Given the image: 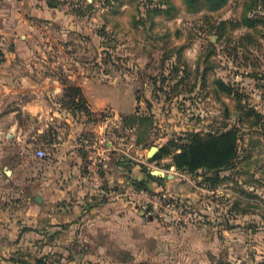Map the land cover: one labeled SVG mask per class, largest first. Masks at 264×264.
Returning <instances> with one entry per match:
<instances>
[{
    "label": "rangeland",
    "instance_id": "rangeland-1",
    "mask_svg": "<svg viewBox=\"0 0 264 264\" xmlns=\"http://www.w3.org/2000/svg\"><path fill=\"white\" fill-rule=\"evenodd\" d=\"M42 1L58 2L55 14L27 12L26 26L0 31L1 193L35 202L47 177L56 182L64 136L57 127L73 123L83 127L76 131L83 144L100 135L108 149L103 158L94 146H81L92 155L79 151L91 172L87 186H93L92 173L109 174L111 180L102 178L106 187L121 193L95 201L120 203L99 211L102 220L91 230L50 238L39 226L35 237L11 239L13 248L0 254V264L263 261L264 81L257 77H264V0H226L218 8L208 0H33V6L42 8ZM235 14L237 22L251 20L257 28L240 27L239 34L248 32L241 36L240 62L233 67L225 60L222 72L239 73V94L222 97L204 72L212 59L217 66L212 41L220 17ZM69 84L82 87L89 115L67 104ZM135 114L143 115L142 124ZM43 121L49 130H42ZM232 128L240 143L234 168L190 172L172 165V155L153 159L171 140L181 144L193 134L208 138ZM139 163L164 171L157 174L161 181L150 182L152 190H144L151 199L134 183L143 175ZM7 240L0 239L1 249Z\"/></svg>",
    "mask_w": 264,
    "mask_h": 264
},
{
    "label": "crops",
    "instance_id": "crops-1",
    "mask_svg": "<svg viewBox=\"0 0 264 264\" xmlns=\"http://www.w3.org/2000/svg\"><path fill=\"white\" fill-rule=\"evenodd\" d=\"M40 3L43 4L42 8L33 6V0H0V31L18 30L24 25L26 26L27 16L25 15L27 12L39 18H48L49 15L55 14V9L49 6L46 1ZM237 20L236 14L223 15L220 17V22L218 23L220 34L213 36L212 41V43L217 46L218 53L215 59L217 66L213 64V59L211 60V57L214 55L212 54L209 56L212 62L211 68L210 65H208L207 71L204 72L207 82H209L211 87L222 97L234 96L228 95L221 90L217 84V80H223L235 86H240V84L237 83L239 80V73L233 71L229 76L222 72H225V69H227V66L225 67V60L229 63L231 62L233 67H236V64L240 62L239 59L242 48H245L241 44V36L248 33L240 32L239 34L240 27L247 29L252 28L247 24L237 22ZM221 26H223L222 28L224 29L221 30ZM255 27L257 28V24L254 28ZM263 39L264 37L259 39V43L262 41L261 45H264ZM2 43L3 40L0 38V44ZM231 69L232 68L229 69V74ZM257 80L264 81V77L259 76ZM3 86L4 85L0 81V90H2ZM98 103L99 105L105 104L100 101ZM93 106V110L99 109L96 105L93 104ZM66 120L69 121V118H66ZM70 124L73 125V123ZM71 125H67L65 129L57 127L59 130V137L62 138L61 134L64 135L58 155L60 171L56 182L49 177L43 181L41 201L36 199L34 202L29 196L14 198L7 194H3L1 190L3 188L2 186L5 184L0 182V239H9V241L2 242L3 248L1 249L0 246V254L10 252L13 248L12 242H10L11 239L14 242L19 238L24 239L37 236L35 229L39 228V226L44 228V232H48L50 238L51 236L59 237L60 235H64V233L65 237H67L69 229H71L72 232L80 229L84 230L86 226L88 227L87 230L94 229L97 222H101L102 220L97 217L98 212L102 211V209L110 208V206H117L120 203L107 202V204L102 206L99 202L95 201L97 195H93V188L87 186L86 175H90L91 172H88L87 168L85 169L83 156L79 151L83 150L86 156L91 157L92 155H88L86 149H89L90 146H94L97 148L98 153L104 152V154L102 153L104 155L103 158H107L108 155L106 153L108 149L102 145L105 140L102 139V136L98 135L91 140L84 139V141L89 144H83V142H81L83 137H78L77 139L76 136V131H81L83 127L75 129ZM48 128L49 121H43L42 130H49ZM94 129L98 130L99 128H97L96 125ZM98 139L99 141H97ZM106 142V144L110 146L109 144L111 143L108 141ZM82 145H84L86 149H82ZM90 163L91 162H87L89 168H92V164ZM101 176L104 180H108V178L111 180L112 178L109 174L106 176L102 173ZM53 191H56V193H53ZM38 195L39 194H36V196ZM112 216L111 214L110 221H112ZM50 248L51 247H49V249Z\"/></svg>",
    "mask_w": 264,
    "mask_h": 264
},
{
    "label": "trees",
    "instance_id": "trees-1",
    "mask_svg": "<svg viewBox=\"0 0 264 264\" xmlns=\"http://www.w3.org/2000/svg\"><path fill=\"white\" fill-rule=\"evenodd\" d=\"M191 5L200 2L201 0H186ZM210 1V2H209ZM226 0H208V2L213 6V8H218L225 3ZM49 6H58V2L49 1L47 2ZM251 20L244 22L249 26H254ZM256 25V24H255ZM221 26V30L224 29ZM224 31V30H223ZM223 33V32H222ZM248 35V34H247ZM250 36V35H249ZM217 84L220 89L223 90L228 95H233L238 97L239 89L230 82H225L223 80H217ZM64 97H67V104L71 107H76L85 114L89 115L91 113L89 106L87 105V100L83 94L82 87L76 84H69L64 89ZM256 113L257 117H261L260 113L256 110H252ZM139 114V113H138ZM133 115V119L140 125L144 119L141 115ZM129 116H126V120ZM260 120H256L254 125L258 126ZM263 126V125H261ZM256 127V128H261ZM172 145L175 149H172ZM164 155H172L173 163L178 169L186 170L190 172H195L198 170L206 171H219L221 169H231L236 166L237 160L240 156V143L239 136L236 133V129L232 128L227 131L211 134L208 138H202L197 134L189 136V140L186 143H177L174 140L170 141L169 145H165L161 150L155 151L153 159H158ZM142 167L143 175L134 178V183L138 189L152 190L150 182L152 180L161 181V177L154 175L146 167L144 163H139ZM38 264H51L42 259L38 260ZM256 264H264L263 261H259Z\"/></svg>",
    "mask_w": 264,
    "mask_h": 264
},
{
    "label": "built area",
    "instance_id": "built-area-1",
    "mask_svg": "<svg viewBox=\"0 0 264 264\" xmlns=\"http://www.w3.org/2000/svg\"><path fill=\"white\" fill-rule=\"evenodd\" d=\"M37 155L40 157H43L45 155V150L40 148L37 150ZM93 175L91 176V178H93L95 176V179L93 178V192L95 195H97L100 199H110V200H114L115 198L119 197L121 195V193L117 192L114 189L108 188L106 187L105 182L102 180V178L96 173H92ZM139 195L144 196V197H148L149 199H151L150 195L148 194V192H145L144 190H139ZM167 206H171L170 203H167Z\"/></svg>",
    "mask_w": 264,
    "mask_h": 264
},
{
    "label": "water",
    "instance_id": "water-1",
    "mask_svg": "<svg viewBox=\"0 0 264 264\" xmlns=\"http://www.w3.org/2000/svg\"><path fill=\"white\" fill-rule=\"evenodd\" d=\"M155 153V152H154ZM9 171V170H8ZM10 172V171H9ZM151 173L152 174H154V175H157V174H161V175H163L164 174V171H162V170H160V169H154L153 171H151ZM37 199L39 200V201H41V196L40 195H38L37 196Z\"/></svg>",
    "mask_w": 264,
    "mask_h": 264
}]
</instances>
